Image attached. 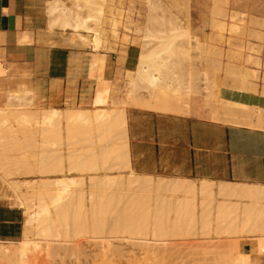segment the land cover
<instances>
[{
  "label": "rangeland",
  "instance_id": "1",
  "mask_svg": "<svg viewBox=\"0 0 264 264\" xmlns=\"http://www.w3.org/2000/svg\"><path fill=\"white\" fill-rule=\"evenodd\" d=\"M70 2V0H60V3L72 8V3ZM100 6L101 14L97 15V12H93L99 17L98 23L95 22L94 24V21L91 23L92 27L98 30L101 40L100 48H103V43L105 42L106 28H109L110 35L113 38L117 36L116 29H121L123 32L134 35L139 43V54L135 68L125 73L124 98L127 91V83L130 86L131 95L143 92L146 95L149 94L148 96H152L153 93L150 90L147 91L145 89L146 92L144 87L142 89V85L139 82L136 83V72L140 62L138 60H141L140 58L146 55L145 52L147 50L148 53L151 50L152 43H146L151 40L146 38V35H148L147 31L153 32L152 30L154 29L152 27H154L158 31L164 29L162 34L167 35L169 32L167 28L170 27H168L167 23L178 22L181 28L188 30L190 36L194 35L196 38L191 40L193 49L191 50L190 63L186 67H181L179 71L176 70V74L181 76L182 82L181 84L174 82V85H176V87H173L174 91L177 86H179L180 90L181 85L187 80V74H189L187 71H190L193 81L196 79L194 81L196 82L195 84L201 85L199 86L201 91L198 89L199 92L196 96L201 100L202 108L209 111L213 120L246 125L251 128H264V107H253L233 99L218 98L219 90L224 89L232 95L256 93L264 99V74L262 75L264 73V0H104L99 2L96 7L99 8ZM161 20L164 28L163 24L161 25ZM165 29L168 31L167 33H165ZM159 33L161 32L159 31ZM159 33L156 35H159ZM143 43L147 45H143ZM254 60L261 64L258 71L250 70L254 67L252 62ZM260 76L262 77L260 78ZM133 82L138 84L136 85L138 87H135L136 89H134L135 83ZM183 85L185 86V84ZM183 87L181 88L183 89ZM13 93V91H6L5 94L13 96H9L6 106L0 105V113L5 115V121L7 122V126L5 124L6 127L1 126L0 128V201L8 206L18 208L13 202L11 183L17 184L18 189L23 194L29 191H36L42 199L50 193L48 183L57 178H63L67 174L43 175L39 173V170L47 167L46 165H41L42 161L51 159V156L46 155L47 152L55 151L56 148L58 149L62 145L72 147L77 144L81 145L84 142L80 147L79 145L74 146L73 150L71 149L69 152L66 148L64 154L61 151L63 162L66 165L68 162L66 153L75 155L76 151L88 148L85 141L89 143L95 136L96 138L98 137V140L101 136L100 138L103 140L105 135L101 132L102 130L97 131L98 133L95 130L90 135V131L92 132L93 130L82 126L81 123L76 121L75 115L83 111L66 109L64 111L65 114L68 113V117L64 115L65 123L63 122L55 127L56 130H54L55 128L49 129L51 132L54 130V133L49 130L39 132L43 134L46 132L45 134H47L49 131L48 136L53 138V140L47 142L38 139L41 138L37 131L39 130L37 126H39L38 124L41 121L39 119H42L41 110L49 109L38 110L39 107L34 104L30 107L31 100H18L14 98L15 94ZM111 105L114 107L102 110L95 109L94 112L96 111L95 113H101L102 115L105 113L102 111L107 110L106 113H108V110L111 109L110 111H113L112 113L115 116L113 118L122 117V123H124L123 110L126 104L112 102ZM91 112L93 113V111ZM115 112H118L120 117L118 114L115 115ZM4 115L1 116L4 118ZM1 116L0 118H2ZM36 121L39 123L37 124ZM111 121L113 122V119ZM9 122L10 125L8 126ZM42 127L40 126V129ZM66 128L69 130L61 133L62 129ZM83 128L86 131L89 129V132H86ZM78 129L83 131L80 132L81 135ZM1 130H3L2 133L5 135L1 134ZM82 133L90 134L84 136ZM103 135L104 137H102ZM2 136L3 138H1ZM123 136L114 142L115 144L121 142V144H118L120 149L122 147L125 149V138ZM121 138H124V140L122 139L123 142L122 140L119 141ZM55 141L59 143L57 144ZM92 141L90 142L91 145L99 143V141H95L96 143L94 141L92 143ZM50 145L54 147H50ZM80 151L75 156H79L80 153L82 155ZM95 153L97 152L94 150ZM123 153H125V150L124 152L120 151L119 156H116L118 155L116 154V158H120L121 154L126 157ZM124 159L120 158L125 163L120 162V160L119 162L121 164L124 163V167L127 168V162ZM119 162L115 163L120 165ZM119 172L123 173L118 174L126 176L129 171L125 172L122 170ZM103 174L102 172V174L97 173L96 175L102 176ZM67 175L69 176V174ZM81 175L76 177H82ZM88 178L89 175L82 186L85 196L92 190L98 191L88 186L91 184ZM136 178L139 177L136 175ZM144 178H146L145 180L155 181L156 184L158 182V185H156L158 193L153 197V201H150V199L143 201L142 203H146L141 205L143 206L141 209H137L133 213L130 212L134 217V223H126L114 231L91 232L90 203L85 201V211L88 217V231L86 233L77 236L71 235L63 239L56 238L53 234L44 239L37 238L34 241H41V246L35 249L25 246L23 243V224L22 239L13 245L15 248L12 246L0 247V264H8L10 255H12L11 257L14 255V259L16 257L17 264H214V259L224 254L225 251L222 250L226 247L227 242L219 246V249L209 242L208 236H205L210 233L211 226L209 209L214 201L211 188L204 183L200 185L198 190L193 183H188V181L174 179H164V181L160 179L159 182V179L154 180L150 177H143V181H145ZM167 180L171 186L174 185V188L170 185L168 187L165 186L168 185ZM161 182H163L162 185L164 186H161ZM182 184L185 185L183 186ZM159 185L162 188H159ZM177 185L176 190L175 187ZM181 186L183 187L182 189ZM172 188L173 190L171 191L170 189ZM226 188L229 190L225 191ZM243 189L245 188L239 190ZM239 190L226 186L220 188L219 195L247 198L246 194L239 195ZM129 193L132 194V191ZM145 194L150 195L151 193L146 192ZM167 199H171L173 209L175 207L178 209L179 207V211L176 209L172 211L173 213L171 212L170 216L172 218L167 216L170 218V227L172 223V227H169L170 229L165 228L169 226V223L167 224L166 222L165 224L167 225L163 224V220L168 218H165L161 209V203ZM27 203V208H32L30 201L27 200ZM255 204L258 207H264V201H258ZM122 208L123 206L119 207L116 216L121 213ZM182 208L186 210L183 212L181 211L184 210ZM198 208L201 210L199 214L197 213ZM20 210L22 211V209ZM262 213H259L257 218V215H253L254 211L251 208L248 209V204L244 205L243 209L240 210L238 205L222 201L217 207L216 222H219L218 227L222 228V233L250 232L264 234V215ZM261 214L263 216L260 218ZM113 218L114 216H109L108 225H111ZM198 218L201 223L199 230L197 229ZM259 219L263 223L257 221ZM28 220L29 218L27 217ZM135 223H137L136 226H134ZM158 224H163L162 228L158 227Z\"/></svg>",
  "mask_w": 264,
  "mask_h": 264
},
{
  "label": "crops",
  "instance_id": "2",
  "mask_svg": "<svg viewBox=\"0 0 264 264\" xmlns=\"http://www.w3.org/2000/svg\"><path fill=\"white\" fill-rule=\"evenodd\" d=\"M46 1L49 0H0V105L6 91L24 90L32 92V102L38 110L91 112L114 107L112 102L125 103L129 170L154 180L188 181L196 187L206 184L214 200L209 209L210 233L205 235L209 242L219 249L227 242L224 253L238 242L249 264H264V252H252L253 240L264 238L263 234L222 233L216 222L220 202L236 204L240 210L251 203L248 198L219 195L220 188L264 189V128L213 120L202 108L201 100L185 91L159 89L152 96L143 92L131 95L127 83L124 98L125 73L135 68L139 54L134 35L116 29L117 36L113 38L106 28L103 48L95 50L86 33L48 29ZM252 62L250 70L258 71L261 64ZM218 98L264 107V99L256 93L232 95L220 89ZM61 148L64 153L65 145ZM88 175L91 174L81 175L85 182ZM23 222L20 209L0 201V246H13L22 239ZM200 228L198 218L197 229Z\"/></svg>",
  "mask_w": 264,
  "mask_h": 264
},
{
  "label": "bare ground",
  "instance_id": "3",
  "mask_svg": "<svg viewBox=\"0 0 264 264\" xmlns=\"http://www.w3.org/2000/svg\"><path fill=\"white\" fill-rule=\"evenodd\" d=\"M70 1H71L70 3H72V8L66 7L65 4L60 3V0H49L48 2L46 1V4H47V7H46L47 28L53 29V30L56 28H58L57 30H59V29L60 30H70L74 33H79V32L86 33L91 37L90 38L91 47L95 50H99L101 47V40L99 37V33H98V30L96 28L92 27L91 23H93V21H94V24H95V22L98 23L97 21H99V17L97 15L101 14L100 13L101 12V9H100L101 6L99 8H97L96 6L99 5V2H103L104 0H70ZM93 12H97V15L93 14ZM169 23H167L168 27L170 26L169 28H167L169 32L165 29L166 30L165 33L168 32L167 35L162 34L164 29L163 30L161 29L162 31L159 30L161 32V33H159L158 29L155 30V28L152 27L154 29V30H152L154 32V34L151 31L150 32L147 31L148 35H146L147 36L146 38L147 39L149 38L151 40L147 41L146 43L147 44L152 43L151 50L149 51V53L147 52L148 51L147 50L145 52L146 55H144V56L141 55L143 57L140 58L141 60H138L140 62H139V66H138L137 72H136V80H137L136 83L139 82L140 85H142V89L144 87V90L145 89H147V91L150 90L152 93H154L156 90H159V89L174 90L173 87H176V85H174V82H176V84H181V82H182L181 76H179V74H176V70L179 71L181 69V67H183V66L186 67L187 64L190 63L191 50L193 49L191 40L193 38H196V37L194 35L190 36L188 30H184L183 28H181V26L179 25L178 22L177 23L171 22L170 24ZM159 24H160V21H159ZM162 24H163V21L161 22V25ZM162 26L164 28V24ZM158 33H159V35H156ZM160 34L166 35V36H161ZM82 38L84 39V37H82ZM147 44L143 43V45H147ZM147 47L149 48V46H147ZM197 47H198V45H197ZM187 73H189V74H187V76H188L187 80H186V82L183 83V84H185V86L182 84L186 88H184L181 85V87H183V89L180 87V90L181 91L183 90V91L189 93L190 95H194V94L197 95L199 90H200L199 86H201V85L198 86L197 84H195L196 82H194V81L196 79H194V81H193V79L191 77L192 73H190V71L189 72L187 71ZM174 75H176V76H174ZM198 81H200V80H198ZM133 83H135V82H133ZM136 83L134 85V89H136L138 87V86L136 87V85H138ZM140 85H139V87H141ZM178 87L179 86H177V89L175 91H180ZM205 89H202V90H205ZM134 91H136V90H134ZM13 94H15L14 98H17L18 100H24V101H27V99L31 100L29 106L31 107L33 105V103H32V95L33 94L31 91L24 90L21 92H14ZM9 96L11 97L13 95L5 94V99L2 103L3 106H6L8 104ZM110 110L111 109L108 110L109 111L108 113H106L107 110L102 111V112H105L102 115H101V113L100 114L95 113L96 111L94 112V110H93V113L92 112L91 113L90 112H84V110H83V112L77 113L75 115L76 121L78 123H81L82 126H86L87 128L93 130L92 132L90 131L91 134L90 133H88V134L92 135L95 130H96V133H98L99 130L100 131L102 130L101 132L104 133V135H105V137H104V135L102 136V137H104V139L102 140L100 138L101 137L100 136L99 140H98L97 139L98 137L96 138V136H95V138H94V139H96L95 141H97V142L99 141V143H97L96 145L92 144L93 147H92L90 142L92 140L94 141V139L89 141L90 144L88 143V141H85L86 146H88V148H86L84 150L81 148L82 149L81 151L78 150L75 152V155H77L78 154L77 152L80 151V152H82V155H81V153L79 156H75V155L66 153L67 154L66 160H68L66 165L64 164L63 159H62L63 155L61 154V149H62L61 146L58 149L56 148L55 151L47 152L46 155L51 156V159L42 161L41 165H46L47 167L39 170L40 171L39 173L43 174V175H46V174L56 175V174H63V173H67V174H71V173L91 174V175H89V178H88V180H89V182H91V184L88 186H90L92 189H97L98 191L92 190L89 193H87V196H85L86 194L82 191V189H83L82 186L84 185V178L68 176L67 174L63 178H57V179L53 180L52 182L48 183V185H49L48 190L50 191V193L47 197H44L42 199L36 191H29V192H26L23 194L18 189L17 184L11 183L12 184L11 185V189H12L11 191L13 193V202L19 209H22V212L24 214L23 243L25 244V246L33 247L36 249V248L41 246L40 245L41 241L36 242V241H34V239H37V238L44 239L51 234H53V236H55L56 238L63 239V238L69 237L71 235L77 236V235H80L82 233H86L88 231V229H87L88 217H87V214L85 211V201L90 203V211H89L90 221H91V230L90 231L91 232H106V231L108 232V231L117 230L120 227L124 226V224H126V223H128V224L134 223V217L132 216V213L135 210L141 209L143 207L141 205H144V203H146V202L142 203L143 201H146L149 199L151 201L153 199V197L155 196V194L158 193V187L156 186V185H158V182L156 184L155 181L145 180L146 178H144V180L146 181L145 182V181H143L142 176H141V178H140V176H137L139 178H136V175H134L129 170L128 167H127L128 169L126 167H124L125 162L122 160L124 158L126 159V157H124V155L121 154L120 158L122 160H120V158H116V156H119L120 151L124 152V150H125L123 147L121 149L118 148V144L119 143L121 144V142H119L118 144L114 143L117 139H119L120 137L123 136V134H124V123H122L123 122L122 117H120V114L118 113L119 110H117L118 112H115L116 113L115 115L118 114V116L121 119L120 118H118V119L113 118V116H114V114L112 113L113 111L111 112ZM80 111H82V110H80ZM76 112H78V111H76ZM98 112H101V111H98ZM41 114H42V119H39V120H41L40 124H38L39 122L37 123V121H36V123L39 125V126H37V127H39L38 128L39 130H37L38 133L41 131L44 132L46 130L53 129V128L59 126L65 120L64 115H67L68 113L65 114V111L63 112L60 110L58 111V110H54V109H49V110H41ZM1 115H4V114L0 113V116ZM72 115H73V113H72ZM67 117H68V115H67ZM66 119H68V118H66ZM112 119H113V122L111 121ZM5 120H6L5 115H4V118L3 117L0 118V128H1V126H5V124L7 126V122ZM7 121H10V120H7ZM10 122H9L8 126L10 125ZM11 124L16 125L15 123H11ZM40 126L41 127L45 126L46 128L42 127V129H40ZM76 127H74V128H76ZM79 128H81V127H79ZM3 130H1V134H3L2 133ZM54 130H56V128ZM54 130H52L53 132H51V130H49V131L51 133H54L55 132ZM62 130L63 131H61V133H63V132L65 133L69 129L67 130V128H66V129H62ZM80 130H79V133L83 132ZM88 130L87 131L85 130V131L89 132ZM48 132H47V134H45L46 132L44 134L39 133L41 138H38V139H42V140L47 141V142L52 141L53 138H50V136H48ZM102 133H101V135H102ZM7 134H9V133H7ZM82 134H84V133H82ZM88 134H84V136H86ZM3 135H5V134H3ZM80 135H81V133H80ZM123 137H125V136H123ZM1 138H3V136ZM122 139L124 140V138H121L119 141H121ZM123 140H122V142H123ZM93 141H92V143H93ZM95 141H94V143H96ZM55 142H57V144L59 143L58 141H55ZM124 142H125V140H124ZM53 143H54V141H53ZM82 144H84V142ZM51 145H50V147H54ZM77 145H79V147L81 146L80 144H77ZM77 145H74V146H77ZM69 146H71V145H69ZM74 146L66 147L67 151L69 152L71 149L73 150ZM89 146H90V148H89ZM55 147H56V145H55ZM82 147H84V146H82ZM94 150L97 153L94 154ZM116 154H118V155H116ZM123 154H125V153H123ZM119 160H120V162L122 161L124 163L121 164L119 162ZM117 161L120 163V165L115 163ZM118 165H119V167H118ZM109 167H111V168H109ZM94 169H96V170H94ZM112 170H114V171L124 170V171H129V172L126 174V176H124L123 174H118V175H105V174H103L102 176L96 175L97 173H100V172L102 173V172L112 171ZM124 177H126V178H124ZM159 182H160V179H159ZM163 182H161V186H164V185H162ZM167 182H168V180H167ZM167 184L168 185H165V186L168 187L170 185V183L168 182ZM136 185H137V187H136ZM178 185H180V184H178ZM178 185L175 187V189L178 187ZM173 186H171V187H173ZM159 188H162V187H160V185H159ZM173 188L170 190L172 191ZM182 188L183 187L181 186V189ZM196 188L198 189L199 187H196ZM200 190H202V188H200ZM228 190H229L228 188L225 189V191H228ZM130 191H132V194H135V195L130 194L129 193ZM146 192H149V194L150 193L151 194L146 195L145 194ZM245 194L247 195V198L251 201V203H248V209L251 208L254 211L253 215L254 216L257 215V218H258V214L261 212H263L262 214L264 215V207H258L255 204L258 201H264V189L263 188L259 189V188H255V187L254 188H251V187L247 188L246 187L243 190H239V195L242 196ZM131 195H132V197H131ZM166 198H168V197H166ZM168 199L164 200L161 203L162 213L164 212L165 218H168V219L164 218L165 220H163L164 221L163 224L167 225L169 223L168 227L163 226L166 229L170 227V220H169L170 218L167 216H170V214L173 213L172 211L177 209L175 207L177 205H175L174 206L175 209H173V205L171 203L172 201H170L171 199L170 200H168ZM27 200L30 201V203L32 205V208H30V209L27 208L28 207ZM249 200H248V202H249ZM187 204L189 205V203H187ZM120 206H123L122 211L119 215L116 216V214H118V210H119ZM178 209H179V207H178ZM180 209H181V207H180ZM182 209H184V208H182ZM185 210L186 209L181 210V211L184 212ZM130 212H132V213H130ZM262 214L260 215V218L263 216ZM110 215L114 216V218L112 219L111 225H108V220H109ZM27 217L29 218L28 221H27ZM255 219H256V217H255ZM168 220H169V222H168ZM257 221H261V220L259 219ZM263 221H264V218H263ZM166 222H167V224H165ZM261 223H263V222L261 221ZM136 224L137 223H135L134 226H136ZM27 225H29L28 228H26ZM159 225L160 224H158L157 226L162 228V225H160V226ZM171 227H172V223H171ZM26 230H27V232H26ZM36 233H39V234H36ZM37 243H39V244H37ZM252 243H253V248H252L253 254L260 255L261 253L264 252V238L255 239V240H253ZM0 247H4V246H0ZM13 248H15V247H13ZM11 256L12 255H10V257H9L8 264H15V262L17 261V260H15L16 257L14 259L13 258L14 255H13V257H11ZM13 260H15V261H13ZM16 264H17V262H16ZM214 264H249V257L244 256L240 253L239 244L237 242V243L231 244V246H229L228 252H226L222 255H219V257L217 256L214 259Z\"/></svg>",
  "mask_w": 264,
  "mask_h": 264
}]
</instances>
